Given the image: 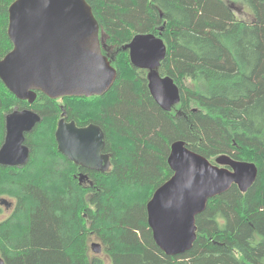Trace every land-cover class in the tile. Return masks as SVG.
<instances>
[{
    "label": "trees",
    "instance_id": "1",
    "mask_svg": "<svg viewBox=\"0 0 264 264\" xmlns=\"http://www.w3.org/2000/svg\"><path fill=\"white\" fill-rule=\"evenodd\" d=\"M13 1L0 0V59L12 49ZM86 1L113 46L117 77L107 92L57 99L37 92L29 104L0 80V146L7 113L30 108L41 117L25 134L28 162L0 165V198L13 203L4 218L0 205L5 264H103L91 251L92 236L112 264H264V0ZM236 1L250 9V20L236 15ZM137 33L166 44L158 71L180 91L171 111L155 102L147 71L122 50ZM61 117L101 128L107 171L59 152ZM175 140L211 162L220 154L253 162L258 175L246 192L232 184L209 198L195 218L191 249L168 255L154 242L146 203L173 173L167 157Z\"/></svg>",
    "mask_w": 264,
    "mask_h": 264
},
{
    "label": "water",
    "instance_id": "2",
    "mask_svg": "<svg viewBox=\"0 0 264 264\" xmlns=\"http://www.w3.org/2000/svg\"><path fill=\"white\" fill-rule=\"evenodd\" d=\"M8 37L12 49L0 59V80L20 100L32 104L37 92L52 99L101 96L117 77L114 55L103 53L104 32L86 0H14L8 7ZM131 64L147 71L148 89L165 111L180 102V91L170 76L158 68L166 56V44L153 33H137L122 47ZM41 120L30 108L5 115V136L0 146V165L23 166L30 156L25 134ZM60 153L91 170L107 171L110 156L103 152L104 133L90 123L77 126L60 118L55 130ZM167 163L172 175L156 188L146 203L147 223L156 245L168 255L191 249L196 238L195 218L209 198L236 184L246 192L255 182V163L220 154L211 162L189 149L183 140L170 144ZM84 175L79 176V181ZM12 201L2 197L9 210ZM91 250L100 253L99 242ZM0 264H5L0 254Z\"/></svg>",
    "mask_w": 264,
    "mask_h": 264
},
{
    "label": "rangeland",
    "instance_id": "3",
    "mask_svg": "<svg viewBox=\"0 0 264 264\" xmlns=\"http://www.w3.org/2000/svg\"><path fill=\"white\" fill-rule=\"evenodd\" d=\"M233 10L235 11L236 15L243 20H250L252 18L250 9L244 5L242 2H235V3H231ZM5 198L9 199L10 201H12L10 198H8L7 196H4ZM4 208V207H3ZM11 209L7 210V209H3V212L1 214V218L6 217L9 213H10ZM99 242L94 236L91 237L90 239V245L92 242ZM92 251V250H91ZM92 253H94L92 251ZM96 254V253H94ZM96 255H98V257L102 260L103 264H112L110 259L108 258V256L104 253V252H100L97 253Z\"/></svg>",
    "mask_w": 264,
    "mask_h": 264
},
{
    "label": "flooded vegetation",
    "instance_id": "4",
    "mask_svg": "<svg viewBox=\"0 0 264 264\" xmlns=\"http://www.w3.org/2000/svg\"><path fill=\"white\" fill-rule=\"evenodd\" d=\"M103 39H104V42H105V48L103 49V51L105 53H110L112 50H113V46L112 45H108L107 42H106V38L105 36H103ZM61 118H64V117H61ZM66 120V119H65ZM67 121V120H66ZM58 123V122H57ZM106 153V152H105ZM109 154V153H108ZM110 156V155H109ZM111 158V157H110ZM111 167V161H110V164H109V167L108 169ZM107 169V170H108ZM100 171V170H99ZM102 172V171H101Z\"/></svg>",
    "mask_w": 264,
    "mask_h": 264
}]
</instances>
